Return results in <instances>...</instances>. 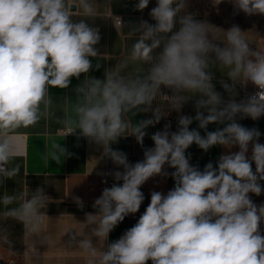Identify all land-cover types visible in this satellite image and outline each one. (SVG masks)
Returning a JSON list of instances; mask_svg holds the SVG:
<instances>
[{
    "label": "clouds",
    "instance_id": "1",
    "mask_svg": "<svg viewBox=\"0 0 264 264\" xmlns=\"http://www.w3.org/2000/svg\"><path fill=\"white\" fill-rule=\"evenodd\" d=\"M223 3L233 15L264 17V0H211L217 12ZM149 4L136 0L134 10ZM188 7L189 0H156L149 12L154 23H125L111 12L110 0H0V188L20 172L18 165L9 167L19 152L13 133L51 115L53 89L65 93V111L57 118L65 136L102 150L99 159L116 169L97 173L113 184L94 200V212L63 233L85 264H264V203L252 199L264 195V143L258 127L239 122L264 117V47H254L237 24L222 39L210 35L209 22ZM97 19L111 20L118 34L127 29L133 41L127 57L105 68L103 78L90 74L106 56L98 47ZM73 79L79 81L74 87ZM248 85L253 92H246ZM241 90L246 94L237 99ZM190 103L194 115L184 114ZM148 112L151 118L134 120ZM161 120L142 161L131 163L112 147L128 136L143 146L146 129ZM192 145L204 153L226 151L201 169L191 163ZM74 155L59 142L47 153L57 164ZM155 177L171 178L173 187L166 194L151 191L136 223L110 240L126 217L140 211L142 186ZM71 199L84 210L81 197ZM47 201L42 186L31 194L0 195V246L13 248L4 226L11 220L22 224L38 254L36 245L49 243L42 211Z\"/></svg>",
    "mask_w": 264,
    "mask_h": 264
},
{
    "label": "crops",
    "instance_id": "2",
    "mask_svg": "<svg viewBox=\"0 0 264 264\" xmlns=\"http://www.w3.org/2000/svg\"><path fill=\"white\" fill-rule=\"evenodd\" d=\"M155 0H150V4L143 12L135 11L134 5L136 0H110V9L113 15L122 16L125 23H138L144 19L149 23H153L149 16L150 10L153 8ZM208 9L201 14L212 18H220V26L213 27L212 32L216 38L222 39L223 31L229 28L233 22V9L230 4L223 3L219 5V12L208 0ZM103 2V0H101ZM190 4V3H189ZM244 15L243 13H241ZM257 17L259 25L246 26L242 24L240 27L246 32V36L252 42L254 47H264V17ZM260 18H262L260 20ZM254 22V21H252ZM96 26L100 28L102 39L98 47L106 56L102 58L100 63L102 67L99 71H93L91 75L103 78L105 68L112 67L116 63L124 60L132 44V39L127 36V29L118 34L111 20L97 19ZM95 63V61H94ZM147 67V66H145ZM137 65H130L129 70H136ZM217 80L221 78V73H216ZM83 79V77H81ZM79 81L73 79L72 86L74 87ZM218 91L223 93L219 84H216ZM253 87L247 86L246 92L251 93ZM53 104L51 107V115L48 118L42 119L37 125L24 129H17L13 133L14 139L19 146V152L16 158L9 164V167L18 165L20 172L13 179L8 180L6 184L0 188V195L7 193L26 192L31 194L38 187H44L48 197L46 207L42 209L46 213L45 232L49 238L47 245H36L39 252L36 255L32 254V247L35 241L25 237L22 224L15 221H7L4 225L11 233L13 240V248L10 250L6 246H0V253L3 258L0 259V264H8L10 260H18V264H85V258L78 250L70 248L66 245L67 237L63 236L66 228L78 227L77 222L83 221L86 212H94L92 203L102 194V190L108 187V184L102 182L104 177L98 175L99 172H107L116 170L110 160L99 159L102 150H98L90 146L87 141L75 136L68 135L62 132L63 126L57 122L58 117H62L65 111L63 102L64 91L53 89ZM245 91L241 90L237 99L243 98ZM160 105V101H154L153 107ZM184 114L194 115L191 103L184 108ZM176 119V114H172ZM152 113H140L134 120L151 118ZM246 127H258L262 133L260 142L264 141V117L259 121L244 119L239 121ZM194 122L191 127H196ZM217 125H209V131L215 130ZM175 128V122L173 123ZM160 126L156 124L146 129L147 135L144 138L143 146H141L133 136L121 138L118 144H114V149L124 151L128 155V159L132 162L133 159L142 161L143 153L147 148L154 147L151 136L159 131ZM203 134V133H202ZM59 142L62 146H66L70 151L75 153L71 158L64 159L61 164H57L51 160L47 153L51 150V144ZM234 151L236 149H233ZM226 150L219 147H214L209 152L204 153L196 145H192L188 152L191 153V163L199 165L202 169L209 161L215 163L221 153ZM111 177H107V182ZM171 178L163 179L155 177L150 179L142 186V191L145 194V201L141 205L140 211L135 215H130L118 225V227L110 234V240L118 239L125 230L132 227L143 213L148 203L150 202L151 191H161L166 194L173 187ZM79 196L85 203L83 211L79 210L72 202L71 197ZM256 204L264 203V195L259 197L252 196ZM13 207L15 205H12ZM3 208L0 206V211ZM263 226V225H262ZM150 264V262H149Z\"/></svg>",
    "mask_w": 264,
    "mask_h": 264
},
{
    "label": "rangeland",
    "instance_id": "3",
    "mask_svg": "<svg viewBox=\"0 0 264 264\" xmlns=\"http://www.w3.org/2000/svg\"><path fill=\"white\" fill-rule=\"evenodd\" d=\"M189 7L187 9L188 12L193 13L197 19H201V20H207L209 22V24L213 27L215 26L216 28L220 26L221 22H220V18H212L209 17L207 15H203L201 14V10L202 13H204L205 9H208V4L209 1L208 0H189ZM156 6V0L153 3V7ZM262 18H260L261 20ZM258 18L257 17H246L245 15H242L241 13L239 15H235L233 17V22L234 24H237L239 26H241L242 24L246 25V26H256L259 25V22H257ZM254 21V22H252ZM154 23V21H153ZM210 35L215 36V35H219V34H215L214 32H211ZM159 51V49L157 50Z\"/></svg>",
    "mask_w": 264,
    "mask_h": 264
},
{
    "label": "built area",
    "instance_id": "4",
    "mask_svg": "<svg viewBox=\"0 0 264 264\" xmlns=\"http://www.w3.org/2000/svg\"><path fill=\"white\" fill-rule=\"evenodd\" d=\"M114 16L122 17V16H120V15H114ZM253 91H254V89H253L251 92H253ZM169 119L172 121V123L175 122V117H174L173 115H171V116L169 117ZM165 122H166L165 120H161V122L159 123L160 129H162L163 124H164ZM62 132H64V130H62ZM64 133H65V132H64ZM261 143H264V141H262ZM135 162H137V160L133 159L131 163H135ZM113 182H114L113 179L110 178V179L108 180V182H107L108 187H111V185L113 184ZM262 229H264V225L262 226ZM2 258H3V255L0 253V259H2ZM8 264H18V260H16V259H12V260L9 261Z\"/></svg>",
    "mask_w": 264,
    "mask_h": 264
}]
</instances>
